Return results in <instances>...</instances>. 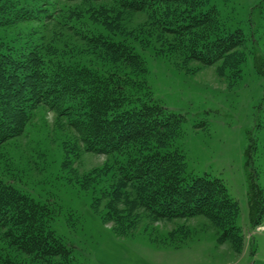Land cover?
Listing matches in <instances>:
<instances>
[{
  "label": "trees",
  "instance_id": "trees-1",
  "mask_svg": "<svg viewBox=\"0 0 264 264\" xmlns=\"http://www.w3.org/2000/svg\"><path fill=\"white\" fill-rule=\"evenodd\" d=\"M65 1L76 2L62 18L77 28L74 35L84 44L79 51L67 50L66 43L59 47L56 32L33 46L0 39V146L23 136L42 106L67 116L86 152L115 157L116 167L101 168L84 186L111 181L92 208L104 223H113L116 236L132 235L142 215L150 222L205 216L219 241L240 253L239 203L222 179L188 170L185 153L174 147L186 118L155 97L139 49L152 48L153 56L174 60L186 73L221 62L224 75L239 76L244 31L231 30L214 0ZM44 3L0 0V30L42 17L57 24ZM133 14L145 19L131 27ZM251 142L246 164L255 171L257 147ZM263 190L251 173V229L263 223ZM54 215L50 204L0 177V264H71L72 247L50 228Z\"/></svg>",
  "mask_w": 264,
  "mask_h": 264
},
{
  "label": "rangeland",
  "instance_id": "rangeland-1",
  "mask_svg": "<svg viewBox=\"0 0 264 264\" xmlns=\"http://www.w3.org/2000/svg\"><path fill=\"white\" fill-rule=\"evenodd\" d=\"M28 1H45L57 24L45 17L19 22L1 29L0 39L33 46L39 37L56 32L59 47L66 43L67 50L71 46L77 52L84 46L74 35L78 30L73 22L65 24L62 18L74 11L76 2ZM214 1L231 30L244 31L245 62L239 76L224 75L221 62L186 73L174 60L153 56L152 48L139 52L146 58V80L155 97L186 118L184 135L174 147L185 153L188 170L222 179L239 203L242 251L236 253L228 241L220 242L219 231L205 216L150 222L142 215L132 235L116 236L113 223H104L92 208L111 181L103 178L84 186V180L101 168L116 167L115 157L86 152L68 117H57L42 106L23 136L0 146V177L55 209L50 228L72 247L71 264H264V219L251 229L248 210L251 173L264 189V0ZM131 17V27L145 19L142 14ZM256 58H261L260 64ZM251 140L257 147L255 171L246 164ZM66 161L70 163L64 166Z\"/></svg>",
  "mask_w": 264,
  "mask_h": 264
}]
</instances>
